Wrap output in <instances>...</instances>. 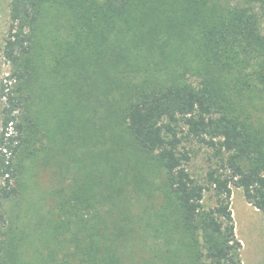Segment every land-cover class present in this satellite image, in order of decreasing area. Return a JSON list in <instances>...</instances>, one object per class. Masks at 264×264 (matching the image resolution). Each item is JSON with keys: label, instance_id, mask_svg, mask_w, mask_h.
Listing matches in <instances>:
<instances>
[{"label": "trees", "instance_id": "16d2710c", "mask_svg": "<svg viewBox=\"0 0 264 264\" xmlns=\"http://www.w3.org/2000/svg\"><path fill=\"white\" fill-rule=\"evenodd\" d=\"M9 20L0 264H242L231 188L264 216V0H9ZM62 140L74 172L30 222L26 163Z\"/></svg>", "mask_w": 264, "mask_h": 264}, {"label": "rangeland", "instance_id": "374dc122", "mask_svg": "<svg viewBox=\"0 0 264 264\" xmlns=\"http://www.w3.org/2000/svg\"><path fill=\"white\" fill-rule=\"evenodd\" d=\"M100 2L102 0H99ZM9 0H0V90L6 83L10 73V67L3 57V46L9 26ZM261 116L264 117V98L260 100ZM4 100L0 91V132L1 118ZM73 133L71 132V135ZM73 139V136H72ZM73 142V141H72ZM62 140L48 158L40 161L26 163L23 177V196L21 207L27 211L30 222H34L36 212H46L49 207L48 194L56 187L66 184L72 177L74 167L70 159H78L81 150L73 146V143ZM193 158L189 165V171L193 176L202 178L207 170V157L209 152L197 145L193 146ZM74 163V162H72ZM211 205L210 200H206ZM7 217L12 219L10 203L4 204ZM230 209L234 222L235 236L241 244L240 259L242 264H264V216L261 212L249 205L238 188H231ZM34 212V213H33ZM27 218V219H28ZM9 221V220H8ZM0 223V236L3 234ZM129 253V252H128ZM124 259L123 264H143L142 254L133 250ZM126 255V256H127ZM61 254L58 256L60 257Z\"/></svg>", "mask_w": 264, "mask_h": 264}]
</instances>
